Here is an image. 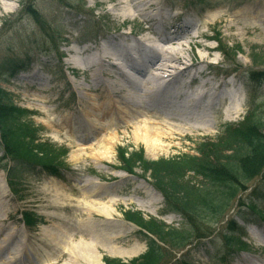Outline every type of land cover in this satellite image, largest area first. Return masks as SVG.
<instances>
[{"label": "rangeland", "instance_id": "1", "mask_svg": "<svg viewBox=\"0 0 264 264\" xmlns=\"http://www.w3.org/2000/svg\"><path fill=\"white\" fill-rule=\"evenodd\" d=\"M149 1L147 9L143 13L136 11L137 17L132 19L120 15L123 6H129L128 0L123 5L116 0H0L1 10L7 5L5 15L0 16V87L14 105L30 111L29 119L39 128V137L54 150L64 151L54 161L56 174L49 175L38 167L34 172L18 170L17 177L12 178L17 182L13 194L6 171L12 162L0 149V233L13 232L17 234L15 243L26 242L20 264H60L70 259L62 248L64 244L68 246L70 240L80 238L89 241L91 236L101 253V261L103 256L118 257L107 252L106 245L127 249L139 246L134 254L118 257L122 261L142 254L146 240L137 225L125 218V211L140 212L144 218L155 217L173 228L187 226L179 213H161L165 209L163 196L147 173L143 175L138 166L131 174L121 169L118 148L141 151L149 160L194 153L198 143L219 135L225 123L242 120L254 95L257 101H264V0ZM155 13L162 17L169 32L182 27L178 39L183 44L175 46L178 57L190 60L192 52L208 56L209 74L197 75L191 85L203 80L212 82L220 91L239 96L240 104L233 110L225 100L203 119L185 116L166 119L161 128H172L178 133H173L171 141H161L169 147L149 155L145 143L135 138L142 133L141 122L126 127L113 111L109 115L111 125L99 129L81 116L89 105L84 90L90 87L95 96L105 89L91 79L90 71H82L69 60H79L109 38L120 40L119 34L124 32L129 37L128 46L133 47L132 58L139 60L136 40L145 39L143 46L147 52L150 40L160 42L161 25L148 19V15ZM79 49L85 51L78 53ZM180 58L168 61L171 76L181 70ZM105 66L110 68L108 63ZM117 66L125 73H133L123 58ZM106 73L102 79L107 77ZM180 73L182 79L188 80ZM143 76L145 72L138 77ZM122 87L116 89L123 90ZM172 87L170 84L168 88ZM170 99V104L179 100ZM208 102L205 97L201 104ZM138 109L146 107L141 105ZM149 114L142 119L147 120ZM163 115H155L157 118L153 119H165ZM67 117L71 122L68 123ZM65 120L68 126L60 125ZM114 129L118 131L116 134ZM102 138L108 143L101 145ZM81 144H92L95 148L85 150L80 148ZM98 153H109L110 158L94 155ZM90 177L100 183L93 184L87 180ZM187 179L194 184L205 183L192 173ZM241 185V188L233 186L235 193L223 199L225 204L221 208L208 211L194 225L191 223L194 234L186 245L161 243L163 255L157 264H174L182 258L192 264H264V220L256 213L264 215V169ZM92 198L112 207L111 214L89 209L86 201L92 202ZM250 203L256 204L254 212L248 208ZM25 211L36 220L32 227L22 223L21 212ZM60 230L66 234L58 245L55 237ZM229 234L242 240L244 247L236 244L228 247ZM1 256L9 259L7 252Z\"/></svg>", "mask_w": 264, "mask_h": 264}, {"label": "trees", "instance_id": "2", "mask_svg": "<svg viewBox=\"0 0 264 264\" xmlns=\"http://www.w3.org/2000/svg\"><path fill=\"white\" fill-rule=\"evenodd\" d=\"M255 77L256 74H253ZM257 98L256 95L251 98L250 108L242 120L225 123L219 135L198 143L194 153L183 152L171 158L149 160L141 151L128 152L124 147L118 148L120 167L131 174L138 166L143 175L147 173L152 178V185L163 196L165 209L161 213L177 212L187 226L173 228L155 217L145 219L139 212L128 211L126 218L141 229L139 232L146 239L145 252L124 262L103 256L105 264H157L163 255L159 242L172 246L186 245L194 234L191 225L199 217L221 208L225 204L223 199L235 193L234 185L241 188L242 182L264 169V101H257ZM29 114L28 109L14 105L8 93L0 87V149L12 162L6 171L13 193L17 190V182L12 178L17 177L18 170L34 172L38 167L56 174L58 169L54 161L64 152L54 150L49 142L39 137V128L29 119ZM191 173L200 176L205 183H192L191 179H187ZM248 208L254 212L256 204L250 203ZM256 213L264 220L262 212ZM22 217L28 226L35 224L29 212H22ZM232 244L244 247L242 240L227 236V246ZM174 264L192 263L182 258Z\"/></svg>", "mask_w": 264, "mask_h": 264}, {"label": "bare ground", "instance_id": "3", "mask_svg": "<svg viewBox=\"0 0 264 264\" xmlns=\"http://www.w3.org/2000/svg\"><path fill=\"white\" fill-rule=\"evenodd\" d=\"M104 1L112 2L115 0ZM116 1L118 4L123 5L125 0ZM149 2V0H128L129 6H123V11H121L120 15L123 18L134 19L137 17L136 11L143 13V11L147 9L146 6ZM3 6L2 10L0 9V16L5 15L7 11V5L5 4ZM148 19L154 21V24L158 23L161 25L160 42L154 43L153 40H150L147 43L149 44L147 52L146 47L143 46V41H145V39L136 40L135 48H138L139 60L132 58L130 49L133 47L128 46L129 37L127 33L124 32L119 34L120 40L115 41V38H109L106 41L104 40L103 43L99 42L97 47L93 49V51L89 50L79 59L80 61L72 58V61L69 60V63L77 66L82 71H90L91 79L105 89L101 95L95 96L90 92V87L84 90V96L89 105L85 111L80 113L81 116L83 115V117L91 120L93 127L97 126L99 129L111 125L113 120L109 118V115L113 113V111L117 112L115 118L123 122L126 127H134L141 122L142 133L135 138L141 139L148 149L147 154L153 155L158 151L165 150L164 146L168 145L167 147H169V144H163L161 141H171L173 133H178V131L172 128H168V130L161 128L167 120L182 116L203 119L207 117L206 115H210V113L213 112L212 110L217 108L225 100L228 102L227 106L233 110L238 108L240 102L239 96L236 95L232 97L224 90L220 91L219 86H212L214 85L212 82L203 80L192 86L191 83L197 78V75L209 74L207 69L211 67V63L207 60L208 56L201 54L196 55L192 52L190 60L183 56H181L182 58L178 57L175 46H182L183 44V42L178 39L180 35H182V27L177 26L174 31L169 32L168 27L162 24V17L158 14L148 15ZM203 48L207 50L212 49L211 46L209 47L206 45H203ZM160 50L163 51V53H161ZM84 51L85 49H79L78 53ZM156 54L157 59H155ZM122 58L130 69H133L132 74L125 73L124 70L117 66L118 60ZM179 58L181 59L180 63L182 68L179 73L171 76L170 68L172 67H170L168 61H170V59L179 60ZM105 63H108L110 68H107ZM107 70H109L108 73H106ZM144 72L145 76L139 78V74ZM180 72H183V75L188 77V80L182 79L178 75L182 74ZM105 73L107 77L102 79ZM207 83H209V86H206ZM170 84L173 85L172 88L174 89L168 88ZM116 87H122L123 90H120L121 88L116 89ZM205 97L209 98V102L202 105V99ZM170 98L179 99L181 101L178 100L170 104ZM119 105H122V108H120ZM141 105H144L146 110L138 109ZM200 105L202 106L200 107ZM99 114L100 116L97 117ZM144 114H149L147 120L142 119ZM160 114H164L163 116L165 119L162 118V120L159 121L153 119V117L157 118L155 115ZM106 116L107 120L103 123L102 120L105 119ZM66 120L68 123L71 122L70 117H67ZM66 120L60 122V125L68 126ZM117 132L118 131L114 129L113 134ZM105 143H108L107 139H100L101 145H105ZM80 148L92 150L95 147H93L92 144L87 146L81 144ZM94 155H99V158H110L109 153L104 155L98 153ZM87 180H90V182L92 181L95 185L100 183V181L93 177ZM111 198L113 200L117 199L116 197ZM92 199V202L86 201L89 209L92 208L97 212H103L107 215L111 214L113 210L112 207L101 199ZM60 232L57 233L55 237V243L58 245L60 243L59 239L66 234L64 230H60ZM16 238L17 234L10 231L0 233V264H20V253L27 249V245L25 244L26 242L18 241L15 243ZM69 243L70 245L66 246L64 244L62 248H65L70 259L60 264H103L101 261V253L96 250L95 241L92 236L89 241L80 238L78 241L70 240ZM137 248H139V246L131 249L108 245L105 247L107 252H110L111 255L114 254L119 257L134 254ZM4 252H7L8 260H4L1 256ZM44 264H47V262H44Z\"/></svg>", "mask_w": 264, "mask_h": 264}]
</instances>
